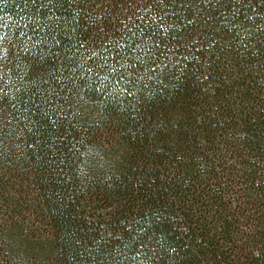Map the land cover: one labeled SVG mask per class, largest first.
<instances>
[{"label":"trees","instance_id":"trees-1","mask_svg":"<svg viewBox=\"0 0 264 264\" xmlns=\"http://www.w3.org/2000/svg\"><path fill=\"white\" fill-rule=\"evenodd\" d=\"M0 264H264V0H0Z\"/></svg>","mask_w":264,"mask_h":264}]
</instances>
